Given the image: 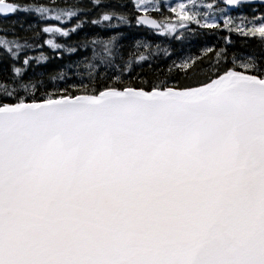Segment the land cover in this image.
<instances>
[{
  "label": "snow or ice",
  "instance_id": "6c2138e0",
  "mask_svg": "<svg viewBox=\"0 0 264 264\" xmlns=\"http://www.w3.org/2000/svg\"><path fill=\"white\" fill-rule=\"evenodd\" d=\"M144 2L133 10L160 11ZM90 4L0 0L5 18L76 21L0 35V264H264V0H226L251 7L250 18L166 5L180 32L135 17L176 41L215 30L220 45L181 60L139 39L126 51L120 31L56 42L88 23L130 25L123 4ZM41 32L55 59L78 58L37 72L49 60L31 54ZM233 34L258 49H236ZM158 51L171 63H154Z\"/></svg>",
  "mask_w": 264,
  "mask_h": 264
},
{
  "label": "trees",
  "instance_id": "16d2710c",
  "mask_svg": "<svg viewBox=\"0 0 264 264\" xmlns=\"http://www.w3.org/2000/svg\"><path fill=\"white\" fill-rule=\"evenodd\" d=\"M8 2H14L18 3L21 6H24L26 4H51V0H8ZM136 2V0H103V4L105 6L109 5H117V4H123L124 7L123 9L125 10V15H129V12L131 10V14L129 15V20H130V25H122L119 29L113 30V29H101L99 27H94L91 26L90 23L86 24L81 30H79L78 34H73L68 38H63L60 36H56V42L58 43H63L66 46L72 45L73 41H76L80 39L85 33L88 34V36L91 38L92 36H95L97 33H99L100 38H107L108 35H114L116 34L117 31L125 33L130 39L128 41L129 48L126 51H135V40H143L147 43H149L153 48L156 47V45H160L161 49H167L169 53L172 54L171 59H185L187 57H201L203 49L206 47H213L216 48L218 45L222 43V41L219 40L217 35H213L212 33L215 30H209L205 29L203 31V35L199 37L198 39L195 40H189V41H176L173 39H169L168 36H160L156 34V31H147L139 26H137L135 22V16L138 14L133 10L132 6ZM154 3L156 4L160 11H155V10H149L147 13L144 12L143 10L140 11L139 13H145V14H150L154 16L156 19H159L163 23L164 17L169 16L171 19V24L176 26L177 31L180 29L179 28V21L178 18L175 16L174 13H171L168 10V7L166 5L170 6H176L179 3H184L186 7L191 8L193 5H200V10L203 11H215L216 6L219 5L220 7H224L223 0H167L165 3H155L151 0H147L144 2V4L141 5L142 9L143 7L146 6L147 3ZM57 3L61 7H67L71 6L73 4H77L81 7H86L87 6V0H57ZM204 5H211V9H206ZM253 7L258 8V4H254ZM225 8V7H224ZM21 12V11H18ZM17 12V13H18ZM163 13V16L161 15ZM83 13L80 14L81 18L87 19L90 21L91 18L94 16H88V15H82ZM227 15L236 18L241 15L249 16V18L252 15V9L248 5H243L238 7L235 10L228 11L227 10ZM257 15L261 14V11L258 9L256 12ZM219 15V14H218ZM98 18V17H96ZM199 18V17H198ZM75 19L70 20L68 23L64 25H56L59 27H72L75 24ZM220 24H223V20L219 19L217 21ZM54 23L53 21H48L44 20L41 22V20L38 17H29V18H23V16H19L17 14H12L9 18H7L5 21L0 22V35H8L9 38L12 36V29H15V32L21 35H24V30L21 27V25L24 26V28H27L29 25H37L36 31H40L44 26H47L46 24H52ZM236 23H239V20H236ZM57 24V22H56ZM191 27L195 28L197 27L196 25H192ZM31 35V32L28 33ZM47 35L41 32L40 39L38 43L42 46L43 45V40ZM135 38V39H131ZM231 39L234 42V47L236 49H241V50H254L252 47L251 42H245L242 37L238 36L237 34H233ZM46 49L49 52V60L46 64H42L39 66H35V70L37 72H52L59 70L62 68L66 63L69 62V59H77L78 55L73 54L71 57L68 56V54H64L63 59L57 60L55 59V54L48 48ZM42 50V47L36 49L35 51ZM33 51V52H35ZM139 51H144L143 48H141ZM90 54V51H89ZM212 56V53H208L207 55L203 56L202 58L205 61L204 66L207 67L208 64V57ZM80 59H82V56H79ZM125 59H127V55H125ZM213 61L215 60V57L212 56ZM229 60H231V55L229 56ZM153 62L154 63H159L160 67H165L166 63H171V60H167V58L164 56V53L162 51H158L156 56L153 57ZM139 70V69H137ZM31 73V70H30ZM69 76L73 78V81H75L77 78L74 75V71L70 70L69 71ZM137 85L139 84V80L136 81Z\"/></svg>",
  "mask_w": 264,
  "mask_h": 264
},
{
  "label": "rangeland",
  "instance_id": "374dc122",
  "mask_svg": "<svg viewBox=\"0 0 264 264\" xmlns=\"http://www.w3.org/2000/svg\"><path fill=\"white\" fill-rule=\"evenodd\" d=\"M145 1H147V0H145ZM151 1H153V2H155V3H165L167 0H151ZM214 1H215V0H214ZM114 6H116V5H109V7H114ZM89 7H91V6H89ZM99 10H100L99 8L92 9V11L89 12V13H87L86 15H89V16H95L96 13H97ZM119 11H121V12H123V13L125 12V10H124L123 8L119 9ZM124 14H126V13H124ZM167 18H168V20H164V19H163V23H172L171 20H170L171 18H170L169 16H167ZM180 31H183V29H179V30H178V32H180ZM186 35L188 36V39H186V40H184V41L195 40V39H198L199 37H201V34H199V32H198L197 34H195V35H193L192 33H187ZM249 42H251V41H249ZM251 43H252V47H253L254 49H258V46H257L255 43H253V42H251ZM41 51H43L44 53H46V50H44V48H42V50H38V51L32 52L31 54H32V55H39V53H40Z\"/></svg>",
  "mask_w": 264,
  "mask_h": 264
},
{
  "label": "water",
  "instance_id": "95a60500",
  "mask_svg": "<svg viewBox=\"0 0 264 264\" xmlns=\"http://www.w3.org/2000/svg\"><path fill=\"white\" fill-rule=\"evenodd\" d=\"M225 1V6H226V8L228 9V10H233V9H235V8H237V6H229V5H227L226 4V0H224ZM146 14H140V16H145ZM147 16H149V18H153L152 16H150V15H147ZM154 19V18H153ZM142 27H144V28H147V26H142ZM148 29V28H147ZM150 30V29H149ZM157 30H159V29H157ZM157 30H154V31H157Z\"/></svg>",
  "mask_w": 264,
  "mask_h": 264
}]
</instances>
